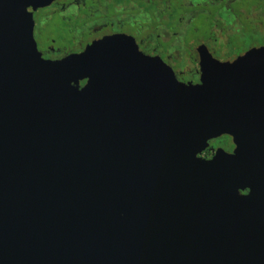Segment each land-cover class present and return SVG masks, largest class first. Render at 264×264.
<instances>
[{"label":"water","instance_id":"1","mask_svg":"<svg viewBox=\"0 0 264 264\" xmlns=\"http://www.w3.org/2000/svg\"><path fill=\"white\" fill-rule=\"evenodd\" d=\"M54 1L0 0V264H264V49L198 86L126 37L46 61Z\"/></svg>","mask_w":264,"mask_h":264},{"label":"flooded vegetation","instance_id":"2","mask_svg":"<svg viewBox=\"0 0 264 264\" xmlns=\"http://www.w3.org/2000/svg\"><path fill=\"white\" fill-rule=\"evenodd\" d=\"M33 18L37 49L46 61L126 37L187 86L201 84L204 59L232 64L264 49V0H55ZM234 150L233 139L222 136L199 157L212 160L219 151Z\"/></svg>","mask_w":264,"mask_h":264}]
</instances>
